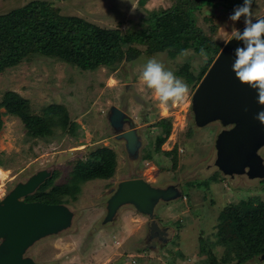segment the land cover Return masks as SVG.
<instances>
[{
	"label": "rangeland",
	"instance_id": "374dc122",
	"mask_svg": "<svg viewBox=\"0 0 264 264\" xmlns=\"http://www.w3.org/2000/svg\"><path fill=\"white\" fill-rule=\"evenodd\" d=\"M32 1L45 2L63 16L79 17L101 28L121 31L134 28L149 15L173 5L172 0H0V15ZM237 1L214 0L195 14L198 27L206 35L213 32L212 39L222 46L232 37L234 28L239 30L244 26L243 17L235 23L229 19L234 9L243 4V0ZM263 15L264 0H252L253 20ZM150 58L188 85L185 102L165 108L143 85L140 75ZM186 63L197 72L202 59L191 50L176 58L168 57L166 52L152 56L143 52L133 61L90 71L35 55L0 73V98L7 91L16 92L29 101L35 114L51 104L62 105L70 121L76 124L73 134L58 130L52 137L36 139L26 135L18 117L3 114L0 169L4 174L0 175V199L41 169L57 172L53 184L60 185L68 180L74 162L85 159L89 152L110 148L116 154L114 175L83 183L77 200L67 203L76 213L72 227L38 241L26 256L40 264H200L204 246L212 250L218 260L216 264H264L259 257L243 263L235 254L224 258L223 247L215 244L221 210L242 204L251 196L264 200V190L260 180L231 178L214 166V139L222 127L218 123L195 127L191 98L197 85L188 84L177 74ZM112 106L129 116L140 136L141 146L135 159L129 158L124 141L115 138L109 125ZM162 119H168L171 128L161 150L176 149L174 168L171 160L161 153L144 159L153 149L160 129L156 123ZM134 178L158 187L176 185L182 191L181 198L159 203L155 208L156 222L168 229L166 242L158 241L155 247L149 246V219L132 209L118 212L112 224H101L111 189L122 180ZM201 181L204 184L197 187ZM242 251L256 254L251 247Z\"/></svg>",
	"mask_w": 264,
	"mask_h": 264
},
{
	"label": "trees",
	"instance_id": "16d2710c",
	"mask_svg": "<svg viewBox=\"0 0 264 264\" xmlns=\"http://www.w3.org/2000/svg\"><path fill=\"white\" fill-rule=\"evenodd\" d=\"M172 1V7L149 15L126 31L101 28L79 17L63 16L45 2L32 1L0 15V73L35 55L51 57L82 70L93 71L101 67L111 68L123 61H133L143 52L148 56L166 52L168 57L176 58L191 50L201 57L200 49L203 48L207 60L201 57L202 63L197 72H193L191 65L186 63L177 73L188 84L196 86L222 47L212 39L213 32L206 35L195 21V14L202 7L212 5L214 0ZM3 114L18 117L26 129V135L36 139L52 137L58 130L73 134L76 126L70 121L64 106L51 104L41 109V113L35 114L30 110L29 101L13 91L5 92L0 98V130ZM156 126L160 129L154 139L153 149L144 155V159H151L153 154L161 153L171 160V167L174 168L177 164L176 149L161 150L170 133V122L162 119ZM115 168L114 151L98 148L89 152L85 159L74 162L65 183L54 185L57 175L54 172L24 201L46 204L76 201L83 183L110 178ZM260 183L264 190V179ZM202 184V181L197 183V187ZM216 230L215 244L223 247L224 258L235 254L240 257V263L254 257L261 260L264 254V200L251 196L242 204L224 207L218 215ZM249 247L255 250V255L242 251V248ZM201 249L200 264H216L218 260L212 250H206L204 246Z\"/></svg>",
	"mask_w": 264,
	"mask_h": 264
},
{
	"label": "water",
	"instance_id": "95a60500",
	"mask_svg": "<svg viewBox=\"0 0 264 264\" xmlns=\"http://www.w3.org/2000/svg\"><path fill=\"white\" fill-rule=\"evenodd\" d=\"M260 18L264 15L257 19ZM240 46L232 37L223 44L192 94L191 112L197 128L213 123L222 127L214 139V166L223 175L246 174L249 179L261 180L264 161L259 150L264 147V125L255 117L264 111V106L257 103L256 92L240 84L231 71L234 51ZM108 122L115 138L124 141L129 158L135 159L141 139L129 116L112 106ZM51 176V171L41 169L0 199V264H40L26 256L27 251L38 241L72 227L76 213L67 204L24 201ZM181 197L182 191L176 185L158 187L142 178L122 180L110 191L101 224H112L123 207L131 206L149 219V246L155 247L157 241L167 240V229H162L155 220L156 206Z\"/></svg>",
	"mask_w": 264,
	"mask_h": 264
},
{
	"label": "clouds",
	"instance_id": "9594fccd",
	"mask_svg": "<svg viewBox=\"0 0 264 264\" xmlns=\"http://www.w3.org/2000/svg\"><path fill=\"white\" fill-rule=\"evenodd\" d=\"M244 18L243 31L233 29L232 39L242 46L234 51V62L231 71L236 80L256 92L257 103L264 106V18H252V0H243V4L234 9L229 19L235 23ZM200 56L207 60L204 49ZM143 85L150 90L156 100L165 108L179 105L189 96L188 85L155 58H150L143 66L140 75ZM255 119L264 125V111L256 114Z\"/></svg>",
	"mask_w": 264,
	"mask_h": 264
},
{
	"label": "flooded vegetation",
	"instance_id": "af4514ba",
	"mask_svg": "<svg viewBox=\"0 0 264 264\" xmlns=\"http://www.w3.org/2000/svg\"><path fill=\"white\" fill-rule=\"evenodd\" d=\"M127 129V128H126ZM259 154L262 156V158H263V161H264V147H262L260 150H259ZM241 177H243V178H245V179H247L248 178V176L246 175V174H243V175H240ZM235 177H236V175H235ZM231 178H233V177H231ZM249 179V178H248ZM247 179V180H248ZM255 180H260V179H256V178H254V179H249V181L250 182H254ZM162 229H164V228H166L167 229V227H161ZM148 232H149V230H148ZM167 234H168V229H167ZM148 240L150 241V239H149V234H148ZM156 241H157V239H156ZM158 242V241H157ZM262 260V259H261Z\"/></svg>",
	"mask_w": 264,
	"mask_h": 264
},
{
	"label": "crops",
	"instance_id": "0c3cea01",
	"mask_svg": "<svg viewBox=\"0 0 264 264\" xmlns=\"http://www.w3.org/2000/svg\"><path fill=\"white\" fill-rule=\"evenodd\" d=\"M129 209H132V212H136L137 213V211H135L131 206H127V207H123L119 212H121L122 210H123V212H127V211H129ZM139 214V213H138ZM139 215H141V214H139ZM141 216H143V215H141ZM128 217V219H130V220H133V216H130V215H128L127 216ZM143 217H145V216H143ZM133 232V230L131 231V233ZM120 233L121 232H118V235L120 236Z\"/></svg>",
	"mask_w": 264,
	"mask_h": 264
},
{
	"label": "bare ground",
	"instance_id": "6f19581e",
	"mask_svg": "<svg viewBox=\"0 0 264 264\" xmlns=\"http://www.w3.org/2000/svg\"><path fill=\"white\" fill-rule=\"evenodd\" d=\"M3 174H4L3 170L0 169V175H3ZM5 175H6V174H5Z\"/></svg>",
	"mask_w": 264,
	"mask_h": 264
}]
</instances>
